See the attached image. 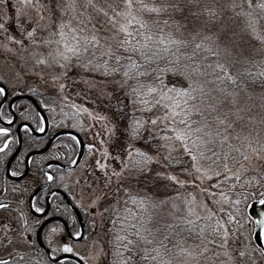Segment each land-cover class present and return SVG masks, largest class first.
Masks as SVG:
<instances>
[{"label":"snow or ice","instance_id":"snow-or-ice-1","mask_svg":"<svg viewBox=\"0 0 264 264\" xmlns=\"http://www.w3.org/2000/svg\"><path fill=\"white\" fill-rule=\"evenodd\" d=\"M88 2L91 3V0ZM245 4L247 8L244 7ZM66 7L55 4L54 10L49 12L50 18L54 19L55 10L63 14ZM230 7L239 8L235 15L246 18L244 28L264 46V28L260 26V21L264 20V0H240L239 4L233 2ZM109 8L110 15L103 8L100 11L105 12L108 24L114 29L111 36L117 41L116 50H113L111 43L102 45L98 32L88 35L84 28H71L73 35L69 43L64 31L68 22L55 20L56 29L50 35L58 34L64 47L63 52L57 50L53 56L56 63H61L56 57L68 60V53L77 57L78 64L79 54L82 52L85 55L91 54L93 59L100 57L105 73L122 74L131 95V111L134 114L150 110L155 104L167 109L162 110L161 116L132 119L130 131L132 138H138L144 131V125L155 126L159 122L163 128L153 127L147 133V140L153 144L157 153L167 149L170 154L177 147H183L184 153L191 160V168L182 171L189 176L192 172L197 175L195 179L185 180L168 172L167 177L171 181L183 187L185 184L195 185L196 180L203 181L212 177H219L215 181L216 186L220 180L227 181L233 176L238 180L239 170L231 171L230 163L235 164L238 159H249V151L257 157L264 153V136L258 132L254 134L251 130L246 131V127L264 124V117L258 121L257 113L254 112L257 108L264 110L262 50L245 46L235 31L230 30L226 24L219 23L223 9L215 0H120L119 4H110ZM49 26L45 25V28ZM92 27L95 29V25ZM36 30L37 26L34 25L26 35L32 38ZM32 43L51 44V40L32 39ZM101 47H105V51H99ZM48 55L52 56V53ZM37 63L47 61L41 56ZM91 63V60L86 62L87 65ZM113 63L115 67H111ZM100 66V63L96 64L97 69ZM168 74L185 77L187 86L177 87L175 83L167 82ZM5 91V88L0 87V94ZM257 100L259 104L256 103ZM71 108L76 112L88 111L75 103H71ZM89 115L92 113L89 112ZM193 115L197 119L193 120ZM6 119L11 120L12 117ZM45 121L46 118L41 116V132L45 130ZM23 127L27 129L28 125L24 124ZM9 131L8 127H0V134ZM11 139L8 136L0 147H7ZM157 139L161 143H155ZM177 141L180 142L179 145ZM128 149L126 156L121 153L116 157L121 160L122 167L113 175L117 176L118 181L124 179L129 184L134 181L138 183L139 177L151 172L147 165L156 157L132 144H128ZM107 155L105 151V156ZM164 159L168 160L169 156L165 155ZM202 161L211 163L206 165ZM170 162L176 164L180 160L172 157ZM97 166L105 167L99 161ZM45 175L48 180L53 179L52 174ZM121 190L123 197L119 195ZM199 190L201 193L208 191L212 197L218 195L225 202L229 200L225 192L217 194L211 192V189ZM259 201L264 206V193L260 194ZM239 203V200L235 201L236 205ZM197 205L202 212L197 211ZM32 207L37 212H45L44 208L37 207L36 204ZM234 211L235 209L229 211L221 207L219 213L227 217L225 220L203 200L197 202L191 192L182 196L180 191H173L171 196L158 198L151 194H141L121 183L117 188V199L111 217L114 222L113 232L116 233L115 264H131L137 258L144 264H188L187 260H174L173 255L187 253L188 257L195 258L207 251V247L200 248V251H190L179 246L197 236L203 237L205 244H219L220 241L215 237H223L221 247L226 249L230 235L228 224L235 219ZM256 223L261 225L260 237L264 238V213ZM73 235L81 237L82 233L76 231ZM62 249L66 252L73 251L68 243H63ZM211 255L215 256L216 253ZM224 255H228L226 250ZM9 264H12L11 257ZM29 264L33 262L29 261ZM192 264H195V259Z\"/></svg>","mask_w":264,"mask_h":264},{"label":"rangeland","instance_id":"rangeland-1","mask_svg":"<svg viewBox=\"0 0 264 264\" xmlns=\"http://www.w3.org/2000/svg\"><path fill=\"white\" fill-rule=\"evenodd\" d=\"M235 1L229 2L227 15L232 20V23L225 21V24L232 31L237 33L241 42L247 46H253L262 50L264 54V46L260 42L251 37L244 28V16H237L235 12L239 8L232 9L230 5ZM67 6L63 14L59 10H55V17L50 18V10H54L55 4ZM120 0H0V79H3L12 90L38 88L46 96L45 100L55 101V105L59 106V110L64 117L67 114H73V111L68 110L71 103H75L78 107L83 106L88 111H80L79 113L85 118L86 122L84 134L87 140L95 145L96 150L91 149L84 157L83 165L78 169L76 180L78 181V193L76 194L78 201L84 207L91 209L93 217V238L86 243H78V251L82 253L86 264H109V258L106 252V218L109 211L113 210L117 199V188L119 184L131 186L144 194H151L153 197L164 198L171 196L173 191H180L182 196L187 192L194 194L197 202L203 200L209 208L219 213L221 207L229 209L230 200L229 192L224 189V180H220L218 186L215 181L219 177L205 178L203 181L196 180L195 185L185 184L183 187L171 181L167 177V173L171 172L178 175L180 179H195L197 173L192 172V175L184 173L182 169L191 168V160L184 153L183 147L179 146L170 154L167 149L157 153L156 149L153 156L156 157L152 164L147 166L151 169L150 173H145L138 178L137 182L129 184L126 180L120 179L113 175L122 167L121 160L117 159L121 155L123 142L126 140L123 128L119 127L111 116L115 114L114 107L110 102L115 92L123 91V82L114 77V73H105L101 58H92V55H85L83 52L79 54L80 63L76 62L77 57L72 53H68V60L63 57H56L61 61L56 63L53 59L57 50L63 52V44L60 43V37L50 35L55 29V20H64L68 23L65 25V35L68 37V42L71 43L73 33L71 28H84L88 35L93 32H98L102 45L112 44L113 50H116V39L112 38L111 33L114 29L108 24V16L105 12L100 11L105 9L111 14L109 5L119 4ZM239 4V2H235ZM74 5V7H73ZM247 8V5H244ZM19 20V24H17ZM83 22V23H82ZM37 26V30L32 38H29L26 33L33 26ZM45 25H50L45 28ZM95 25V29H93ZM261 28H264V20L260 21ZM14 37V39H9ZM107 37V39H106ZM32 39L37 41L51 40V44H33ZM17 41H21L17 43ZM105 51V47L98 49ZM52 56H49V53ZM92 50L89 48V53ZM43 56L47 63H37V60ZM91 60L92 63L87 65L86 62ZM100 63L99 69L96 64ZM63 65V66H62ZM111 67H115L114 64ZM56 77V79H53ZM63 85V88H61ZM67 97V99H65ZM69 105V106H67ZM163 109L162 105L155 104L152 115L161 116ZM89 112L92 115H89ZM112 114V115H111ZM100 117H103L102 119ZM153 127L163 128L159 122ZM103 141V143H102ZM158 143L161 141L158 140ZM178 145L180 142H176ZM105 151L108 155L105 156ZM124 155V154H123ZM165 155L169 159H164ZM249 159H241L237 164L230 167V170L237 172L241 185L256 180L262 183L264 180V153L257 157L254 153L248 152ZM178 157L180 162L171 164V158ZM97 161L105 165L101 168L97 166ZM243 165V167H241ZM165 175H158V173ZM255 177V179H253ZM68 188L75 193L76 186ZM200 188L211 189L213 193L225 192L229 200L227 202L220 200L219 196L212 197L208 191L200 192ZM260 191V190H259ZM123 191L121 190L119 195ZM219 201V203H216ZM236 200H233L235 202ZM248 201L244 199L240 207L234 213L235 219L228 224L230 232L227 238L228 243L226 249L221 247L223 237L220 238L219 252L215 256L205 257L203 254L195 258H190L187 253L180 256L178 261L187 260L188 264H192L195 259V264H264V252L253 241V220L248 213ZM197 211L202 212L197 205ZM230 211V210H229ZM225 220L227 217L223 213H219ZM98 226V228L95 227ZM2 229V228H0ZM4 229V228H3ZM5 231V230H4ZM8 246L19 247L24 246L22 238L8 236ZM82 245V248L79 247ZM190 251H200L197 246H190ZM225 250L228 255H224ZM213 253V252H212ZM243 253V255H241ZM229 257L231 259H229Z\"/></svg>","mask_w":264,"mask_h":264},{"label":"flooded vegetation","instance_id":"flooded-vegetation-1","mask_svg":"<svg viewBox=\"0 0 264 264\" xmlns=\"http://www.w3.org/2000/svg\"><path fill=\"white\" fill-rule=\"evenodd\" d=\"M0 87L6 89L0 94V127L10 129L0 134V146L12 137L7 147H0V262L9 264L11 257L12 264H77L71 256L84 262L78 243L92 240L94 220L91 209L76 197V176L87 152L97 148L58 109H51L52 103L45 100L42 91L12 90L3 79ZM9 116L11 120L6 119ZM41 116L46 118L43 132ZM70 130L83 140V153L76 164L79 141ZM45 173L53 179L48 180ZM74 184L78 185L77 193L68 188ZM33 204L45 212H37ZM76 231L82 236L73 235ZM10 234L22 238L24 246L9 248ZM63 243L73 251H64Z\"/></svg>","mask_w":264,"mask_h":264},{"label":"trees","instance_id":"trees-1","mask_svg":"<svg viewBox=\"0 0 264 264\" xmlns=\"http://www.w3.org/2000/svg\"><path fill=\"white\" fill-rule=\"evenodd\" d=\"M230 1H235V2H240V0H215V3L218 4L222 9V13H220L221 19L219 21L220 24H225V21H228V23H232V20L230 19V17H228L227 15V8L229 7V2ZM201 2H204V0H201ZM209 2H211V0H209ZM254 2H256V0H254ZM246 5V4H245ZM243 43V42H242ZM245 46H247L245 43H243ZM114 64V63H113ZM115 66V65H114ZM114 77L117 79H120L123 82V91H118L117 93L115 92V94L113 95V97L110 98V102L112 103L113 107H114V111L115 114H111L112 118H114V122L121 128H123V131L125 133L126 136V140L123 142V146L125 149L121 150V153H123L125 156L127 155V152L129 151L128 149V144H132L133 147H137L140 148L142 151H148L150 155H153V153L155 152V148L153 147V144L151 142H149L147 140V133L150 129L149 125L150 124H146L144 125V131L141 134V137L138 138H132L131 137V127L132 125L130 124V121L136 117H151L152 115V111L154 110V106L150 109V110H145L144 112H137V113H133L131 111V108L133 107V104L130 102L131 99V95L127 90V85H125L124 83V78L122 76V74L120 73H114ZM148 79H151V77H149ZM167 82L169 83H175L177 87L179 86H187V80L185 77L179 75V74H168L167 75ZM129 84H131V81H129ZM36 91H41L38 88L34 89ZM52 103V107L51 109H58L59 110V106L55 105V101L54 100H50ZM119 102V103H118ZM257 104H259V101H256ZM120 105H123V107H121ZM69 106V105H67ZM62 109V108H60ZM63 110V109H62ZM68 110H72L73 114H67V119L69 120L70 124L72 126H74L75 128H77L78 130H81L84 132V128L86 125V122L84 121V117L79 113L76 112L74 109H72L71 107H68ZM254 112L257 113V119L259 121L260 118L264 117V110H261L259 108L254 109ZM62 114V113H61ZM62 116L64 117V115L62 114ZM192 119L195 120L197 119V117L195 115L192 116ZM251 130L253 131V133H259L261 136H264V124H260L257 123L256 125L252 126V127H246V131ZM155 143H158V139L155 141ZM235 143V141H234ZM250 152V151H249ZM241 159H238L237 162L235 164H237ZM201 163L204 164H210V161H202ZM152 164V163H150ZM173 164V163H171ZM235 164L230 163L229 167L234 166ZM174 165V164H173ZM222 175H227V173H222ZM240 179H236L235 176L228 178L227 181H224L225 187L224 189L227 190L229 192V196H230V200L232 201V203H230V205L228 206V210L233 211V209H235V212L240 205L241 202L244 201V199L248 202H251L255 199H258L260 197L261 193H264V180L262 183L257 182L256 180H252L249 181V183L243 184L241 185L243 182L239 181ZM125 186V184H123ZM126 187V186H125ZM128 187V186H127ZM136 190V189H134ZM260 190V191H259ZM138 191V190H136ZM140 192V191H139ZM141 194H144L141 192ZM124 193H122L120 195V197H123ZM233 200H239L240 203L239 205H236L235 202H233ZM121 203H123V201L121 200ZM115 207V205H114ZM131 207L135 208V205H132ZM112 212L113 210L109 211V215L106 218L105 223L106 224V239H105V246H106V252H107V256L109 258V264H115V260L117 259V257L114 255V245L116 243L115 241V235L116 233L113 232V224L114 222L112 221L111 217H112ZM116 227H119V225H116ZM220 236H216L215 239H217L218 241H220ZM204 238L203 237H199L197 236L196 239H191L189 238L188 241L184 244L179 245L180 247H185V248H189L190 246H198L199 248H203V247H207V251L205 252H201V254H203L205 257H210L211 258V253H215V252H219V245H221V242L219 244H205L204 242ZM172 243H176V241H172ZM217 252V254H218ZM185 253L176 255H173V259L174 260H178V258L182 255H184ZM131 264H144L143 261H141L139 258L133 260L131 262Z\"/></svg>","mask_w":264,"mask_h":264},{"label":"water","instance_id":"water-1","mask_svg":"<svg viewBox=\"0 0 264 264\" xmlns=\"http://www.w3.org/2000/svg\"><path fill=\"white\" fill-rule=\"evenodd\" d=\"M21 97H27V96H21ZM62 131L65 132V131H69V130H62ZM71 132L77 136L78 141H79L78 152H77L75 161L73 163V164H76V162H78V160L80 159V157L83 153V140H82L81 135L78 132H76V131H71ZM69 166H72V165H69ZM248 213L250 214V216L253 219V240L264 252V238L260 237L261 225L256 223V220H258L260 218L261 214L264 213V206L261 205L259 199H255L250 203L249 208H248ZM40 229H41V227L39 228V230ZM71 258L73 260H75L77 262V264H84L82 259L78 256H71Z\"/></svg>","mask_w":264,"mask_h":264}]
</instances>
